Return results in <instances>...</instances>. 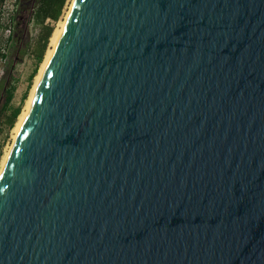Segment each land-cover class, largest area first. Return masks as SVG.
<instances>
[{"label":"water","instance_id":"1","mask_svg":"<svg viewBox=\"0 0 264 264\" xmlns=\"http://www.w3.org/2000/svg\"><path fill=\"white\" fill-rule=\"evenodd\" d=\"M0 264H264V0H74L0 171Z\"/></svg>","mask_w":264,"mask_h":264},{"label":"rangeland","instance_id":"2","mask_svg":"<svg viewBox=\"0 0 264 264\" xmlns=\"http://www.w3.org/2000/svg\"><path fill=\"white\" fill-rule=\"evenodd\" d=\"M32 1L35 2L36 0H0V51L1 53L7 54L6 58L0 56V77L7 71L8 63L12 60L8 78L10 84L15 87L13 97L7 108H9L10 105H18L21 95L26 91L27 97L22 102L23 109L34 82L33 77L30 85H28V76L34 65V58L29 53V45L34 41L38 31L37 27L32 23H28L30 8L34 4ZM72 1L73 0H67L63 15L56 22L54 29L59 22L64 19ZM15 29L19 33L21 41L17 42L16 46H13V43L8 37L14 33ZM49 44L47 49L50 47ZM4 100L5 96L2 95L0 97V165L4 154L13 142V128L8 131L6 130L4 118L2 116Z\"/></svg>","mask_w":264,"mask_h":264},{"label":"trees","instance_id":"3","mask_svg":"<svg viewBox=\"0 0 264 264\" xmlns=\"http://www.w3.org/2000/svg\"><path fill=\"white\" fill-rule=\"evenodd\" d=\"M22 3V2H21ZM30 8V16L28 23H32L38 28L37 35L30 46V54L34 58V65L31 73L28 76V85L33 80V77L37 74L38 67L44 59L46 49L49 44L50 37L54 31L56 22L63 15L67 0H36ZM19 23V22H18ZM9 40L13 43V46L17 45V42L21 41L19 33L14 30V33L9 35ZM3 58L7 57V54L1 53ZM12 61V60H11ZM11 61H9L8 69L0 77V97L5 96L4 104L2 106V116L4 118V125L6 130H10L15 125L17 118L22 109V102L26 99V91L21 95L19 104L14 106L10 105V101L13 97L15 90L14 85L9 82V70L11 68ZM1 147V146H0Z\"/></svg>","mask_w":264,"mask_h":264},{"label":"bare ground","instance_id":"4","mask_svg":"<svg viewBox=\"0 0 264 264\" xmlns=\"http://www.w3.org/2000/svg\"><path fill=\"white\" fill-rule=\"evenodd\" d=\"M73 1H72V3H73ZM72 3H71V5H72ZM71 5H70V7H71ZM70 7H69V9H70ZM68 11H67L64 19L59 22L57 27L54 29V31L52 33V36L50 37V44H49L50 47L47 49V51L45 53L44 59H43L42 63L39 66L37 74L34 76V82H33L32 88L30 90V93L28 95V98L25 101V105H24L23 109L21 110V112H20V114H19V116L17 118V121L15 122V125L13 127V141H14V138H15V135H16L17 131L19 130V128L21 127V125L23 123L24 116H25V114H26V112H27V110H28V108L30 106L33 94H34V92H35V90H36V88L38 86V83H39V81L41 79L43 71H44V69H45V67H46V65H47V63H48V61H49V59H50V57H51V55L53 53L55 42L57 40V37H58V35H59L64 23H65ZM12 144H13V142L11 143V145L9 146L8 150L6 151V153L4 154V156H3L2 160H1L0 171H1L2 165L5 163L8 155H9V152H10V150L12 148Z\"/></svg>","mask_w":264,"mask_h":264}]
</instances>
